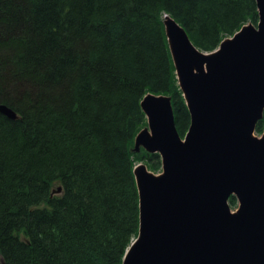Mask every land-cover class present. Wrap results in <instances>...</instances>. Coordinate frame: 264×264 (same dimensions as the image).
Instances as JSON below:
<instances>
[{
	"label": "trees",
	"instance_id": "1",
	"mask_svg": "<svg viewBox=\"0 0 264 264\" xmlns=\"http://www.w3.org/2000/svg\"><path fill=\"white\" fill-rule=\"evenodd\" d=\"M170 16L201 51L245 24L255 0H0V264H123L138 236L135 151L147 94L190 113L166 36ZM264 131V119L256 132ZM229 203L236 206L237 199Z\"/></svg>",
	"mask_w": 264,
	"mask_h": 264
},
{
	"label": "water",
	"instance_id": "2",
	"mask_svg": "<svg viewBox=\"0 0 264 264\" xmlns=\"http://www.w3.org/2000/svg\"><path fill=\"white\" fill-rule=\"evenodd\" d=\"M213 52L199 50L175 19H164L180 90L190 113L184 137L172 98L147 94L135 139L161 158L162 172L135 166L140 227L123 264H264V0ZM16 120V112L0 106ZM237 199L235 211L229 203Z\"/></svg>",
	"mask_w": 264,
	"mask_h": 264
},
{
	"label": "rangeland",
	"instance_id": "3",
	"mask_svg": "<svg viewBox=\"0 0 264 264\" xmlns=\"http://www.w3.org/2000/svg\"><path fill=\"white\" fill-rule=\"evenodd\" d=\"M256 136H261V134H258V133H256ZM144 163V162H143ZM144 164H146V163H144ZM147 165V164H146ZM149 168V167H148ZM150 170V169H149ZM152 171V170H151ZM153 173H155V174H159V173H161L162 172V169H160L159 171H152ZM237 206H238V204L236 205V206H234V207H232V210L233 211H235L236 210V208H237Z\"/></svg>",
	"mask_w": 264,
	"mask_h": 264
},
{
	"label": "bare ground",
	"instance_id": "4",
	"mask_svg": "<svg viewBox=\"0 0 264 264\" xmlns=\"http://www.w3.org/2000/svg\"><path fill=\"white\" fill-rule=\"evenodd\" d=\"M0 106H6V105L1 104ZM7 107H8V106H7ZM2 114H3V113H2ZM16 114H17V113H16ZM3 115H4V114H3ZM5 116H6V115H5ZM6 117H7V116H6ZM17 118H18V114H17ZM188 130H189V129H188ZM187 132H188V131H187ZM187 132H186V133H187ZM185 135H186V134H185ZM185 135H184V136H185ZM155 172H156V171H155Z\"/></svg>",
	"mask_w": 264,
	"mask_h": 264
}]
</instances>
